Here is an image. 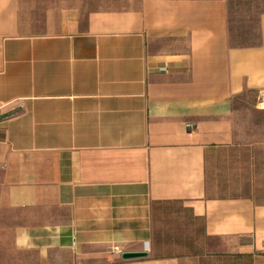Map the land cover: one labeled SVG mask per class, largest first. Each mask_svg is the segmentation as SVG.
<instances>
[{"label":"crops","instance_id":"1","mask_svg":"<svg viewBox=\"0 0 264 264\" xmlns=\"http://www.w3.org/2000/svg\"><path fill=\"white\" fill-rule=\"evenodd\" d=\"M229 2L36 21L0 0V264H264V200L235 160V103L264 88V10L257 42L232 44Z\"/></svg>","mask_w":264,"mask_h":264},{"label":"rangeland","instance_id":"2","mask_svg":"<svg viewBox=\"0 0 264 264\" xmlns=\"http://www.w3.org/2000/svg\"><path fill=\"white\" fill-rule=\"evenodd\" d=\"M31 8L36 21L42 20L49 8L78 6L82 10L132 7L135 0H23ZM264 10V0H230L228 3V33L232 44L256 43L259 37L258 15ZM255 94L246 92L238 97L235 114V146L239 160L248 171L237 181L238 187L264 200V108L255 106Z\"/></svg>","mask_w":264,"mask_h":264},{"label":"water","instance_id":"3","mask_svg":"<svg viewBox=\"0 0 264 264\" xmlns=\"http://www.w3.org/2000/svg\"><path fill=\"white\" fill-rule=\"evenodd\" d=\"M6 114H0V119L5 117ZM147 252L145 250H125L121 252V257L123 259H128V258H137V257H142L146 256Z\"/></svg>","mask_w":264,"mask_h":264},{"label":"built area","instance_id":"4","mask_svg":"<svg viewBox=\"0 0 264 264\" xmlns=\"http://www.w3.org/2000/svg\"><path fill=\"white\" fill-rule=\"evenodd\" d=\"M255 106L259 109L264 108V88L258 90Z\"/></svg>","mask_w":264,"mask_h":264}]
</instances>
